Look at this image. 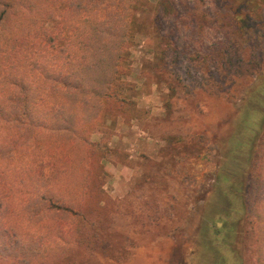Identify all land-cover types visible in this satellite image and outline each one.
Listing matches in <instances>:
<instances>
[{"label": "rangeland", "instance_id": "rangeland-1", "mask_svg": "<svg viewBox=\"0 0 264 264\" xmlns=\"http://www.w3.org/2000/svg\"><path fill=\"white\" fill-rule=\"evenodd\" d=\"M130 27L127 102L89 135L102 223L64 260L264 264V0H143ZM21 223L57 240L54 216Z\"/></svg>", "mask_w": 264, "mask_h": 264}, {"label": "trees", "instance_id": "trees-1", "mask_svg": "<svg viewBox=\"0 0 264 264\" xmlns=\"http://www.w3.org/2000/svg\"><path fill=\"white\" fill-rule=\"evenodd\" d=\"M141 1L0 0V232L26 245L0 251V264H69L96 239L101 180L86 172L97 150L89 135L127 102L122 64ZM48 216L57 240L31 242L21 221Z\"/></svg>", "mask_w": 264, "mask_h": 264}]
</instances>
